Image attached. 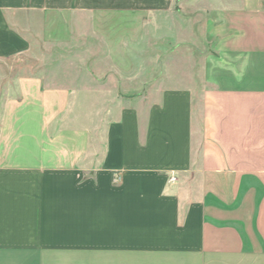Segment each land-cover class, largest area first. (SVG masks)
Masks as SVG:
<instances>
[{"label": "crops", "instance_id": "obj_1", "mask_svg": "<svg viewBox=\"0 0 264 264\" xmlns=\"http://www.w3.org/2000/svg\"><path fill=\"white\" fill-rule=\"evenodd\" d=\"M189 10L197 77L144 112L0 66V264H264V0H0V62L89 37L130 72Z\"/></svg>", "mask_w": 264, "mask_h": 264}, {"label": "rangeland", "instance_id": "obj_2", "mask_svg": "<svg viewBox=\"0 0 264 264\" xmlns=\"http://www.w3.org/2000/svg\"><path fill=\"white\" fill-rule=\"evenodd\" d=\"M167 20L166 27L158 26L154 30L143 27L141 40L129 49L132 51L130 72H115L108 58L107 44L99 38L89 37L52 46L43 53L39 62L34 58L10 59L0 62V66L43 64L46 71L57 73L60 77L58 84L83 75V80L78 79L76 85L100 86L106 97V107L115 101L122 107H140L144 112L158 101L163 90L192 86V78L195 80L197 77L196 73H192V61L197 59L192 43V11L187 12L184 21L178 19L176 13H172ZM197 47L201 49L199 44ZM96 66L101 73L91 72L90 69ZM81 68L87 69L89 74H81Z\"/></svg>", "mask_w": 264, "mask_h": 264}, {"label": "built area", "instance_id": "obj_3", "mask_svg": "<svg viewBox=\"0 0 264 264\" xmlns=\"http://www.w3.org/2000/svg\"><path fill=\"white\" fill-rule=\"evenodd\" d=\"M118 180H119V179H118V176H117V175H114V176H113V182H114V183H117ZM170 181H174V179L171 177Z\"/></svg>", "mask_w": 264, "mask_h": 264}]
</instances>
